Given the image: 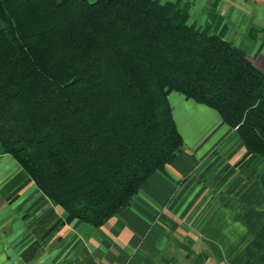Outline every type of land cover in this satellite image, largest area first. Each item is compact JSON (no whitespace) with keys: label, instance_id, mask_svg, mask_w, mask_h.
I'll use <instances>...</instances> for the list:
<instances>
[{"label":"trees","instance_id":"trees-1","mask_svg":"<svg viewBox=\"0 0 264 264\" xmlns=\"http://www.w3.org/2000/svg\"><path fill=\"white\" fill-rule=\"evenodd\" d=\"M215 109L264 157V70L160 0H0V143L100 227L184 150L170 92Z\"/></svg>","mask_w":264,"mask_h":264},{"label":"crops","instance_id":"crops-1","mask_svg":"<svg viewBox=\"0 0 264 264\" xmlns=\"http://www.w3.org/2000/svg\"><path fill=\"white\" fill-rule=\"evenodd\" d=\"M264 70V0H162ZM184 150L100 227L68 220L0 143V264H264V157L204 104L170 92Z\"/></svg>","mask_w":264,"mask_h":264},{"label":"rangeland","instance_id":"rangeland-1","mask_svg":"<svg viewBox=\"0 0 264 264\" xmlns=\"http://www.w3.org/2000/svg\"><path fill=\"white\" fill-rule=\"evenodd\" d=\"M160 1H162V0H160ZM167 2H171V1H167Z\"/></svg>","mask_w":264,"mask_h":264}]
</instances>
